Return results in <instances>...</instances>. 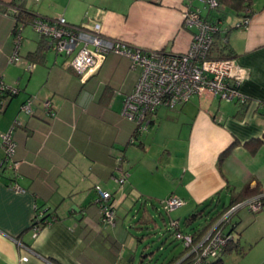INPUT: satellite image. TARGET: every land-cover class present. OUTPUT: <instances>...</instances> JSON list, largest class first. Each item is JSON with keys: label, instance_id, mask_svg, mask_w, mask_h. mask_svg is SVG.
Returning <instances> with one entry per match:
<instances>
[{"label": "crops", "instance_id": "0c3cea01", "mask_svg": "<svg viewBox=\"0 0 264 264\" xmlns=\"http://www.w3.org/2000/svg\"><path fill=\"white\" fill-rule=\"evenodd\" d=\"M0 3V76L17 89L0 112V135L14 127V159L20 162L14 178L1 166L0 147V264H184L186 251L175 246L170 219L182 226L180 217L197 206L215 199L221 204L246 185L257 184L259 196L264 194V0L254 1L247 28H234L239 17L227 11L219 27L243 75L239 92L246 102L194 96L175 109L159 107L134 143L135 124L121 110L140 68L108 54L82 81L66 58L49 49L32 63L27 56L40 38L26 32L29 25L21 31V61L10 63L13 8L73 24L97 21L106 37L173 54L185 53L191 42V31L183 27L185 6L208 20L222 14L200 0ZM27 99L33 100L30 115L20 110ZM46 99L54 117L42 107ZM116 157L128 173L122 186L112 179L119 174ZM96 186L112 195L113 227L101 223ZM169 196L184 200L187 211L165 214L162 201ZM235 213L238 249L223 254L224 264H264V205L257 212L241 206ZM38 214L47 221L33 237Z\"/></svg>", "mask_w": 264, "mask_h": 264}, {"label": "built area", "instance_id": "2783aa9c", "mask_svg": "<svg viewBox=\"0 0 264 264\" xmlns=\"http://www.w3.org/2000/svg\"><path fill=\"white\" fill-rule=\"evenodd\" d=\"M200 1L213 11H217L219 7L216 0ZM12 12L17 14L18 9L13 8ZM250 19L245 15L239 17L234 28H247ZM220 24V20L213 21L203 17L199 9L190 5L185 6L183 27L191 31V42L188 50L182 54L147 50L122 40L106 37L101 33V25L97 21L73 24L62 16L50 19L34 17L28 25L39 38L45 40L47 49L66 58L68 66L80 76L82 81L98 70L108 54L124 56L130 60L132 68H140L133 90L124 97L121 110L122 116L135 124L134 135L130 140V143H134L136 135L147 130L151 118L159 107L175 109L194 96H211L225 101L246 102V97L239 92L243 75L236 61L232 58L208 57L214 35L220 33ZM23 27L22 23L16 21L13 31L14 52L9 58V62L13 64L21 61L18 48L23 39L21 32ZM32 65V63L27 64V68L31 69ZM16 94L17 89L6 84L0 76V112L4 108L5 100ZM41 104L46 113L54 117L51 101L42 100ZM32 108L33 100L27 99L20 110L25 115H30ZM13 128L12 126L0 135V147L4 152L1 166L10 170L16 178L20 162L14 159L16 145L12 138ZM115 160L119 174L113 175L112 179L118 186H122L128 173L120 168L122 158L116 157ZM12 188L21 191L17 184H13ZM95 190L97 193L95 203L99 208L101 223L113 227L116 215L112 195L98 186ZM261 198H264V194L231 207L201 238H194L191 234L179 231L178 221L170 219L168 227L173 230V239L186 251L184 264H224L221 261L224 249L238 242L236 226L231 221L232 215L241 206H247L252 212L259 211L262 208ZM184 204L181 198L169 196L162 201V208L166 214H169ZM41 217L42 215L38 214L34 218L31 226L33 237L38 234L42 226ZM228 225L230 228L227 227Z\"/></svg>", "mask_w": 264, "mask_h": 264}, {"label": "trees", "instance_id": "16d2710c", "mask_svg": "<svg viewBox=\"0 0 264 264\" xmlns=\"http://www.w3.org/2000/svg\"><path fill=\"white\" fill-rule=\"evenodd\" d=\"M254 1L255 0H216V2L219 5L216 12L222 15L221 16L219 15L218 17L214 18V20L222 21L226 11L227 13L232 12L238 17H242L245 15L251 18ZM17 9H18V13L15 14L16 21L22 23L24 26L30 24L32 19L34 18L32 14L19 9V7H17ZM46 49L47 46L45 40L40 38L37 49L34 52L28 54L27 56L28 61L32 63L40 62L43 58V52ZM208 57L213 59L232 58V52L228 47V45L226 44V42L223 40L222 34L219 33L214 35L213 43L211 45ZM226 154L227 152L223 153L219 157V161H222ZM261 193L262 192H260L257 184L254 187H250L249 185H246L241 191L235 194L231 193L229 197V203L227 205L222 204L220 209H219L220 203L218 199H215V201L210 200L204 204L197 206V208L183 220L182 226L179 224L177 229L183 233H187V232H184L182 228L187 229L189 232L191 231V233L188 234L193 235L194 238H201L214 225V223L231 207L243 203L246 200L251 199L253 197H257ZM260 202L262 205H264V198H261ZM202 217H204V221H205L204 225L198 224L196 226L197 220H199ZM45 221L46 218L43 217L42 215L40 219L41 225H43ZM170 230L172 231L173 234V230L172 229ZM232 249L237 250L238 249L237 244L228 245L224 249L223 254H225L228 251H231ZM221 261L223 262L222 258Z\"/></svg>", "mask_w": 264, "mask_h": 264}, {"label": "rangeland", "instance_id": "374dc122", "mask_svg": "<svg viewBox=\"0 0 264 264\" xmlns=\"http://www.w3.org/2000/svg\"><path fill=\"white\" fill-rule=\"evenodd\" d=\"M201 6H202V4H200ZM28 31V33L30 32V34L32 35V36H36V37H39L36 33H34L31 29H30V26H27L26 27V32ZM222 202H221V204L219 205V209L221 208V205L222 204H225V205H227L228 203H229V198L227 199V198H223L222 200H221ZM183 207V206H182ZM182 207H180V208H177V209H175L174 211H172V212H170V214L172 215V216H176V215H181L182 213H185L186 211H187V209H188V207H184V208H182ZM183 219H184V216L181 218L180 217V222H183ZM231 221L235 224V223H237V213H235V214H233L232 215V218H231ZM236 221V222H235ZM197 224H196V226L199 224V225H204V223H205V221H204V217H202V218H200L199 220H197V222H196ZM238 225H239V223H238ZM228 228H230V226L228 225L227 226ZM237 232V231H236ZM237 234H238V238L240 237V235H239V233L237 232ZM175 246L176 247H182L183 248V246L179 243V244H175ZM235 255H236V253H234Z\"/></svg>", "mask_w": 264, "mask_h": 264}]
</instances>
